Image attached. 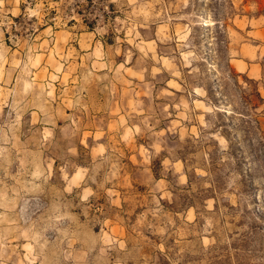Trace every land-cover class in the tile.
Listing matches in <instances>:
<instances>
[{"label":"rangeland","instance_id":"obj_1","mask_svg":"<svg viewBox=\"0 0 264 264\" xmlns=\"http://www.w3.org/2000/svg\"><path fill=\"white\" fill-rule=\"evenodd\" d=\"M226 64L264 99V0H0V264H264L255 138L209 192Z\"/></svg>","mask_w":264,"mask_h":264},{"label":"trees","instance_id":"obj_2","mask_svg":"<svg viewBox=\"0 0 264 264\" xmlns=\"http://www.w3.org/2000/svg\"><path fill=\"white\" fill-rule=\"evenodd\" d=\"M213 45L216 51L217 59H221L224 56L226 50V43L220 38H216L210 46ZM210 59L212 61H217ZM240 74L234 73L225 65L224 74L215 76L213 80L207 81L205 84H201L206 93V101L212 105L215 109V114L221 118V121L214 125L213 130H218L220 137H223L227 142L225 151H220L217 147L211 149L207 153L208 164L210 165L209 177L211 178L212 187L210 193H214L215 188L219 191L220 176L218 174L220 167L219 155L222 153L227 154L233 161L236 169L240 168L243 163L244 157L240 152L241 143L248 139L249 141L255 138L256 145L254 151L258 148V153H255L256 159L261 156L264 159V132L260 128V122L256 119L259 113L256 112L258 108L262 106L264 99L261 97L258 90V86L255 82L247 79L243 76L245 84H240L237 81V77ZM230 85L233 88H230ZM221 106V107H219ZM227 107L230 109L227 111ZM224 118V119H222ZM237 131L242 133V141L237 139ZM212 141V140H211ZM215 146L216 142L212 141ZM252 144V143H251ZM254 146V144H252ZM222 163L220 166H223ZM264 165V161H263ZM249 173V169L245 172H241V181L243 185L245 182V173ZM248 175V174H247ZM215 198V195H213Z\"/></svg>","mask_w":264,"mask_h":264}]
</instances>
